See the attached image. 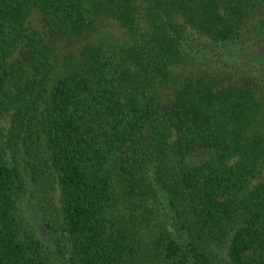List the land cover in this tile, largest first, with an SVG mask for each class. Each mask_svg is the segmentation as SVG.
<instances>
[{
  "label": "trees",
  "instance_id": "trees-1",
  "mask_svg": "<svg viewBox=\"0 0 264 264\" xmlns=\"http://www.w3.org/2000/svg\"><path fill=\"white\" fill-rule=\"evenodd\" d=\"M263 44L264 0H0V264H264Z\"/></svg>",
  "mask_w": 264,
  "mask_h": 264
},
{
  "label": "rangeland",
  "instance_id": "rangeland-1",
  "mask_svg": "<svg viewBox=\"0 0 264 264\" xmlns=\"http://www.w3.org/2000/svg\"><path fill=\"white\" fill-rule=\"evenodd\" d=\"M264 49V44L262 45ZM250 47H235L234 54L227 51V57H230V60H242L241 57L251 58V54H246V51H251ZM226 50V49H225ZM255 56L258 55L255 53ZM254 60V59H253ZM255 61V60H254ZM258 63H264V61L259 60ZM20 210L27 217V219L34 226L40 239L45 242L52 250L56 252L55 247V232L46 225L44 210L41 205L38 203V199L33 195L29 194L27 197H23L19 201Z\"/></svg>",
  "mask_w": 264,
  "mask_h": 264
}]
</instances>
